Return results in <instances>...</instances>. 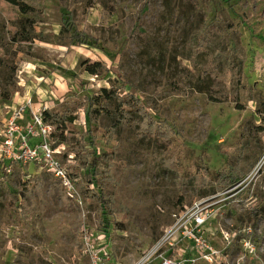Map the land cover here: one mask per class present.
I'll list each match as a JSON object with an SVG mask.
<instances>
[{
  "label": "rangeland",
  "instance_id": "1",
  "mask_svg": "<svg viewBox=\"0 0 264 264\" xmlns=\"http://www.w3.org/2000/svg\"><path fill=\"white\" fill-rule=\"evenodd\" d=\"M22 2L25 11L0 0V135L16 103L74 113L68 131L49 126L47 139L76 183L83 171L65 153L78 151L84 133L95 138L97 155L111 153L102 185L115 212L109 219L123 231L99 234L86 186H74L69 197L40 164L0 159V264H92L88 250L104 264H134L155 251L174 215L202 200L210 212L205 236L223 254L216 264H264V217L250 215L264 210V0ZM205 35L211 45L195 55ZM95 62L106 72L88 75ZM102 88L152 102L154 124L164 120L179 135L170 137V149L181 177L162 165L157 138L138 137L131 127L108 137L109 115L87 127L86 98ZM221 93L238 100L207 98ZM106 108L112 114L114 103ZM231 166L239 181L219 190L214 173ZM182 253L162 246L149 264Z\"/></svg>",
  "mask_w": 264,
  "mask_h": 264
},
{
  "label": "trees",
  "instance_id": "2",
  "mask_svg": "<svg viewBox=\"0 0 264 264\" xmlns=\"http://www.w3.org/2000/svg\"><path fill=\"white\" fill-rule=\"evenodd\" d=\"M7 3L18 7L20 10L25 11L27 7L23 4L22 0H4ZM211 29V25L208 26ZM76 31L73 32V36H79ZM214 34V32H209ZM82 40V41H81ZM79 45H88V41L85 39H80ZM211 45V38L209 36H203L199 39L196 46L195 55L205 52V50ZM92 46V45H91ZM199 52V53H198ZM87 61L83 63L86 65ZM85 71L90 76H100L101 73L106 72L105 66L101 63L95 62L89 64L85 67ZM238 72L233 71L232 77L235 85H240V78L236 76ZM187 78H182L179 83L175 85L178 91L184 89ZM208 100L213 103H224L226 100L232 99L233 101L238 100V96L230 97L226 93H221L220 95L209 94ZM86 107L84 109V119L87 127H91L92 124L96 123V120L103 115H109L110 125L106 129V134L108 137L112 135L119 127H131L136 131L138 137L152 136L159 140L158 147L162 149V154L166 155L163 160L164 168L168 169L170 172L175 173L178 177H181L180 173H183L182 167L175 164V159L171 155V144L170 137L179 135L165 122L164 120L156 119L160 122L163 127L154 124V118L156 115H150L148 110L154 112L155 107L152 105L151 101L142 102L134 95L124 94L119 95L118 93L112 92L111 90L102 88L99 90V94L93 95L86 98ZM109 103H114V111L109 114L106 106ZM131 115L134 118H131ZM77 120V116L74 113L64 110L61 113L51 112L46 109L42 112V121L47 126H52L55 131L64 133L72 127L74 121ZM96 140L91 135L90 131H87L82 135L81 142L77 145L78 151L69 150L66 154H74L76 160L78 161L80 171H83V175L80 176L78 183L75 182V176L68 177L73 186H86V194L92 199L97 205V231L103 236L104 239L109 238L110 233L123 231V224L121 222H116L110 220L115 212L113 211L111 204L112 199L107 196L104 192L102 182L105 181V177L108 175V159L111 153H105L103 155H97L95 151ZM91 148V151L86 152L85 148ZM88 150V149H87ZM9 164H19L16 161L9 160ZM215 179L219 184V190H226L234 186L238 181L239 177L235 175V170L231 166L230 169L220 168L214 173ZM179 179V178H178ZM197 181H203V178L198 175L195 177ZM83 182V184H82ZM60 185V184H59ZM58 185V186H59ZM221 188V189H220ZM64 190V189H63ZM31 193L39 196V186L35 184L31 189ZM67 195V194H66ZM65 194L63 198L68 200ZM250 215L262 216L264 217V210L253 209L250 211Z\"/></svg>",
  "mask_w": 264,
  "mask_h": 264
},
{
  "label": "built area",
  "instance_id": "3",
  "mask_svg": "<svg viewBox=\"0 0 264 264\" xmlns=\"http://www.w3.org/2000/svg\"><path fill=\"white\" fill-rule=\"evenodd\" d=\"M44 110L46 107L34 110L30 100L8 108L4 129L0 135V159L16 161L19 164H40L71 197L74 186L60 159V153L47 139L51 129L42 121ZM37 136L42 138V142L31 144V138ZM206 201H197L174 215L172 224L163 231L162 240L154 252L167 245L172 251H183L179 254L182 259L163 258L161 264H189L194 262L193 259L216 264L222 260V251L214 248L205 236V227L210 219V212L204 206ZM85 246L89 247L86 242ZM88 252L92 264H104L105 258L93 254L90 250ZM154 252L134 264H149ZM191 256L194 258H190Z\"/></svg>",
  "mask_w": 264,
  "mask_h": 264
}]
</instances>
